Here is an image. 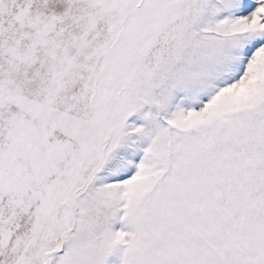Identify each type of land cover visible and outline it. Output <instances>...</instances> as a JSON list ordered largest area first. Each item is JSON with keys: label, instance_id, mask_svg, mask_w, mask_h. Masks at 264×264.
Listing matches in <instances>:
<instances>
[{"label": "snow or ice", "instance_id": "obj_1", "mask_svg": "<svg viewBox=\"0 0 264 264\" xmlns=\"http://www.w3.org/2000/svg\"><path fill=\"white\" fill-rule=\"evenodd\" d=\"M0 264H264V0H0Z\"/></svg>", "mask_w": 264, "mask_h": 264}]
</instances>
